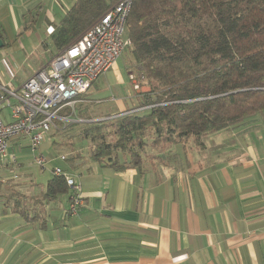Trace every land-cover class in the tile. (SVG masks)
<instances>
[{
	"label": "crops",
	"instance_id": "0c3cea01",
	"mask_svg": "<svg viewBox=\"0 0 264 264\" xmlns=\"http://www.w3.org/2000/svg\"><path fill=\"white\" fill-rule=\"evenodd\" d=\"M76 1L0 0V80L19 87L59 54L27 73L11 64L45 44L46 31L51 36ZM37 30L44 33L34 36ZM116 64L88 90L98 87L91 98L115 85ZM201 141H146L138 166L125 164L129 155L116 166L92 153L56 155L54 163L69 162L55 165L80 181L83 205L66 215L70 188L42 197L31 211L39 221L14 207L0 213V264H264V110ZM46 148L52 151L49 142Z\"/></svg>",
	"mask_w": 264,
	"mask_h": 264
},
{
	"label": "trees",
	"instance_id": "16d2710c",
	"mask_svg": "<svg viewBox=\"0 0 264 264\" xmlns=\"http://www.w3.org/2000/svg\"><path fill=\"white\" fill-rule=\"evenodd\" d=\"M114 1L77 0L53 30L55 44L66 48L76 41ZM127 35L139 62L157 79L141 105L154 106L91 124L85 136L95 142L94 160L116 166L129 155L125 164L138 166L148 132H154V147L190 137L201 145L202 136L264 110V0H134ZM107 127L114 142L102 141ZM69 190L64 177L54 175L41 195L53 200ZM14 211L31 222L41 219L20 201Z\"/></svg>",
	"mask_w": 264,
	"mask_h": 264
},
{
	"label": "built area",
	"instance_id": "2783aa9c",
	"mask_svg": "<svg viewBox=\"0 0 264 264\" xmlns=\"http://www.w3.org/2000/svg\"><path fill=\"white\" fill-rule=\"evenodd\" d=\"M133 1L115 0L76 41L47 66L35 71L21 86L0 80V169L13 167L11 171L18 176V159L10 149L15 140L23 138L29 140L36 165L45 168L47 163L53 162L55 158H47L38 151V146L56 122L68 119L76 105L84 101V95L94 82L111 70L125 49L132 45L127 35V19ZM131 78L134 88L139 89L133 75ZM152 106H139L120 115ZM58 157L66 158L64 155ZM53 172L63 176L72 190L66 215L77 214L83 205L80 181L61 166L55 165Z\"/></svg>",
	"mask_w": 264,
	"mask_h": 264
},
{
	"label": "rangeland",
	"instance_id": "374dc122",
	"mask_svg": "<svg viewBox=\"0 0 264 264\" xmlns=\"http://www.w3.org/2000/svg\"><path fill=\"white\" fill-rule=\"evenodd\" d=\"M42 33H44L43 30L33 32L34 36ZM46 35L45 44L39 42L38 45L23 51L19 58H11V64L13 66L20 65V69L27 73L33 66L46 62L52 55L65 49V46L58 47L55 44L52 34L49 36L48 30ZM117 64L121 69L120 73L115 75V85L108 86L107 91H100L97 97L91 98L94 96L92 92L98 89L97 85H94L91 91L84 95V101L76 105L74 112L68 119L55 123L45 140L38 146V151L47 158H54L63 153L64 156H68V159L83 153H92L95 142L85 136V130L91 124L114 122L124 116L120 115L122 112L133 110L146 103L147 99L144 95L152 90V83L157 79L155 77L152 79L144 64L139 62L135 56L133 44L125 49ZM164 66V69L167 70L168 67ZM131 75L139 83V89L134 88ZM159 82H161V86L164 85L163 80ZM104 83L106 82H100L98 85L100 89H103ZM117 101H124L125 110L118 111ZM138 112L143 113L142 111ZM153 136V131L148 132L145 137L146 141L150 142ZM102 138V141L106 143L114 142L116 137L113 135V128L104 129ZM47 141L52 149L50 153L46 148ZM10 152L17 156L19 166L16 170L18 176L15 177L11 171L13 167L0 169V213H9L17 201H20L21 205L32 212L39 211L38 207L43 202L41 195L43 186H46L50 177L54 176L55 163L67 164L69 161L56 159L55 163H47L45 168L39 167L34 163L33 152L27 138L15 140Z\"/></svg>",
	"mask_w": 264,
	"mask_h": 264
},
{
	"label": "water",
	"instance_id": "95a60500",
	"mask_svg": "<svg viewBox=\"0 0 264 264\" xmlns=\"http://www.w3.org/2000/svg\"><path fill=\"white\" fill-rule=\"evenodd\" d=\"M3 45V42H2V40L0 39V47Z\"/></svg>",
	"mask_w": 264,
	"mask_h": 264
}]
</instances>
